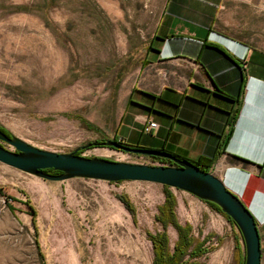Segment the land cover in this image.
Instances as JSON below:
<instances>
[{"label": "rangeland", "instance_id": "rangeland-1", "mask_svg": "<svg viewBox=\"0 0 264 264\" xmlns=\"http://www.w3.org/2000/svg\"><path fill=\"white\" fill-rule=\"evenodd\" d=\"M165 2L0 0V126L51 152L69 153L87 143L115 140L111 116L117 91L125 77L144 65ZM215 27L264 47V0H225ZM79 153L162 164L107 146ZM65 185L0 163V264H154L151 237L163 235L167 254H173L178 244L179 234L171 222L156 218L171 219L172 215L186 229L187 250L205 249L196 259L199 263L238 264L239 256L245 254L233 222L195 196V202L185 203L176 213L174 208L172 212L160 207L165 186L121 181L102 191L128 197L134 216L110 196L107 208L122 210V218L114 220L99 213L103 203L92 193L100 187L82 189L85 197L82 210L77 211L63 192ZM29 205L36 211V231ZM258 228L260 264H264V223L258 222ZM162 262L168 264L167 259Z\"/></svg>", "mask_w": 264, "mask_h": 264}, {"label": "crops", "instance_id": "crops-1", "mask_svg": "<svg viewBox=\"0 0 264 264\" xmlns=\"http://www.w3.org/2000/svg\"><path fill=\"white\" fill-rule=\"evenodd\" d=\"M224 2L166 0L144 65L125 77L117 91L111 132L126 145L169 151L188 161L217 155L210 170L260 225L264 223V47L216 29ZM149 120L157 127L143 132ZM80 180H66L63 188L77 211L85 197L82 189L91 190L93 185L100 187L92 193L103 203L99 213L122 218L120 208L106 205L110 196L118 198L108 189L119 183ZM170 189L176 213L196 200Z\"/></svg>", "mask_w": 264, "mask_h": 264}, {"label": "water", "instance_id": "water-1", "mask_svg": "<svg viewBox=\"0 0 264 264\" xmlns=\"http://www.w3.org/2000/svg\"><path fill=\"white\" fill-rule=\"evenodd\" d=\"M104 146L124 153L166 159L170 164L129 163L77 153L95 147L93 143H87L69 153L51 152L34 147L13 134L7 136L1 130L0 163L48 181L64 182L72 178L102 180L108 183L138 181L182 190L201 201L217 205L242 236L244 264H260L258 219L212 170L201 171L190 161L173 156L164 150L145 149L109 139L103 140L102 144L96 147ZM46 169L57 173L50 174L45 171Z\"/></svg>", "mask_w": 264, "mask_h": 264}, {"label": "trees", "instance_id": "trees-1", "mask_svg": "<svg viewBox=\"0 0 264 264\" xmlns=\"http://www.w3.org/2000/svg\"><path fill=\"white\" fill-rule=\"evenodd\" d=\"M0 130L3 131L5 135L10 136V133L8 131H6L2 126H0ZM102 142H103L102 140L101 141H95V142H93V144L95 146H99V145L102 144ZM119 143H121V142H119ZM222 146L223 145L220 144V147H222ZM166 152L169 153V151H166ZM77 153H79V152H77ZM169 154L184 159L183 156H180V155H177V154H173V153H169ZM216 156L217 155H214L211 158L200 157L197 160L190 161V162L193 163L194 165H196L199 168V170H201V171H209L211 169L212 163L215 162V160H216ZM151 158L154 161H157V162L162 163V164H170L169 160H166V159L154 158V157H151ZM184 160H186V159H184ZM45 171L50 173V174L57 173V172H55L53 170H48V169H46ZM165 188L166 189L164 191V196H165L164 204L162 206H160V207H162V208L168 207V209L172 211L173 208L175 207V198L172 195V193L168 192V189H167L168 187L165 186ZM117 197L123 203L124 208L127 211H129L130 213L134 214V208L132 206L133 204L129 200V198L126 197L123 194H120ZM207 203L210 204L211 206H213V208L215 210L221 212V210L219 209V207L217 205L213 204L212 202H207ZM160 207L158 208L159 209L158 211L161 213L162 210H161ZM29 208H30V212H31V215H32L31 222H32V225H33V227H34V229L36 231V225H35L36 211L30 205H29ZM156 218L159 219V220L161 219L162 223L171 222V224L178 231L179 237H178V241H177L178 244L175 247L176 249H175V252L173 254H167L166 253L167 250H166V245H165V240L163 238V235L162 236L159 235V236H156V237H153V238L151 237V242L153 243V245H154V247L156 249V251H155L156 258H155L154 264H162L163 263L162 261L164 259L168 260V264H196V262L190 261L189 258H192L193 256H198V255L202 254L203 250H198V252H197L196 249H193L189 253V258L186 259V260H183V256L185 255V252H187V249H188V247L190 245V239L188 238L187 233L185 232L186 229L184 230L182 228V226H180L179 224L176 223L175 216L172 215L171 219L164 218L163 216H161V218H159L157 216ZM241 238H242V236H241ZM35 243H36V246L39 248V244H38L37 240L35 241ZM178 256H179V258H178V260H176V257H178ZM40 257L42 259L43 255L40 254ZM237 262H238V264H244V255L242 257L239 256V258L237 259Z\"/></svg>", "mask_w": 264, "mask_h": 264}, {"label": "flooded vegetation", "instance_id": "flooded-vegetation-1", "mask_svg": "<svg viewBox=\"0 0 264 264\" xmlns=\"http://www.w3.org/2000/svg\"><path fill=\"white\" fill-rule=\"evenodd\" d=\"M227 217H228V216H227ZM228 220H229L230 222H232L229 218H228ZM177 222H178V221H177ZM177 222H176V223H177ZM177 224H178V223H177ZM174 228H175V227H174ZM175 229H176V228H175ZM176 231H177V230H176ZM177 232H178V231H177ZM206 237H208V236H206ZM206 237H205V238H206ZM210 237H211V236H210ZM203 239H204V238H203ZM260 239H261V238H260ZM201 245H202V244H201ZM189 246H190V245H189ZM260 247H261V246H260ZM188 249H189V247H188ZM200 250H203V253L200 254V255H198V256H193L192 258H189V253H190L191 251L189 252V251L187 250V252H186V253H187V254H186L187 258L184 259V257H183V260H186V259L189 258L190 261H194V262H196V264H201V263H199L196 259L199 258V257H201V256L205 253V252H204L205 249H201V248H200ZM188 252H189V253H188ZM240 257H242V254L240 255ZM197 262H198V263H197Z\"/></svg>", "mask_w": 264, "mask_h": 264}, {"label": "built area", "instance_id": "built-area-1", "mask_svg": "<svg viewBox=\"0 0 264 264\" xmlns=\"http://www.w3.org/2000/svg\"><path fill=\"white\" fill-rule=\"evenodd\" d=\"M157 127V124L154 122V121H147L145 124H144V128H143V132H150V130H152L153 128H156Z\"/></svg>", "mask_w": 264, "mask_h": 264}]
</instances>
